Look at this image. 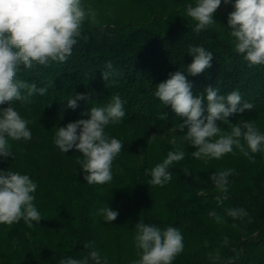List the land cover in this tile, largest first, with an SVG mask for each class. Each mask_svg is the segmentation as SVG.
I'll return each instance as SVG.
<instances>
[{
    "label": "trees",
    "instance_id": "16d2710c",
    "mask_svg": "<svg viewBox=\"0 0 264 264\" xmlns=\"http://www.w3.org/2000/svg\"><path fill=\"white\" fill-rule=\"evenodd\" d=\"M136 1L150 12V23L113 18L96 25L87 22L66 62L35 65L31 70L21 66L18 78L48 90L43 96L33 95L30 103H14L23 118L33 121L28 125L32 138L10 141L14 158L0 157V170L27 174L38 185L34 204L42 220L33 222L32 228L23 220L11 226L0 224V264L81 259L90 251L84 248L90 241L108 264H132L139 259L138 250L133 245L126 251L117 237L114 242L108 239L105 221L97 215L106 205L136 223L143 221L161 230L178 228L184 250L172 264H264V152L250 153L253 159L235 149V155L218 160L193 158L196 148L182 142L183 133L177 129L184 118L154 95L169 74L182 71L194 96L208 86L218 88L221 95L239 91L242 103L249 102L253 108L230 116L229 121L251 120L264 133V65L249 67L234 51L228 33L212 26L196 33L194 22L171 21L164 10ZM189 46H203L213 54L211 67L196 76L187 73L192 62ZM108 62L112 75L106 86L102 71H109ZM81 93L88 99L77 101L74 110L68 108L67 100ZM116 94L125 102V117L106 126L105 132L121 140L124 148L113 162L111 183L89 185L76 162L82 154L76 149L60 151L53 137L59 127L90 118L81 114L105 106ZM164 113L166 118L158 119ZM217 123L227 130L223 122ZM173 136L185 159L170 166L171 182L152 186L145 171L175 150L169 143ZM227 169L234 170L228 178V199L218 204L215 197L224 194L216 190L210 176ZM228 208H243L248 216L234 220L227 215ZM209 211H215L222 222L210 217Z\"/></svg>",
    "mask_w": 264,
    "mask_h": 264
},
{
    "label": "clouds",
    "instance_id": "9594fccd",
    "mask_svg": "<svg viewBox=\"0 0 264 264\" xmlns=\"http://www.w3.org/2000/svg\"><path fill=\"white\" fill-rule=\"evenodd\" d=\"M221 3L222 0H195L194 5L189 3L186 6V17L195 22L194 32L200 33L216 23L213 17ZM223 3L231 4L233 8L228 14L227 28L234 51L243 56L249 67L264 65V0H223ZM98 15V11L85 0H0V105H8L0 108V157L14 158L10 141L32 138L28 125L33 121L23 118L14 103H30L33 95L43 96L48 90L46 87L38 88L35 82L18 78L21 66L31 70L35 65L66 62L81 37L85 22L98 24ZM188 53L192 56V62L187 66L188 74L196 76L211 67L213 54L203 46H189ZM107 68L109 71H102L106 86L112 75L111 62L107 63ZM154 95L165 106H171L177 116L184 118L177 129L183 133L181 141L196 148L191 153L193 158L205 162L218 160L229 153L235 155V149L253 159L250 153L264 152V133L255 122L241 119L232 124L228 119L253 108L249 102L242 103L239 91L221 95L218 88L208 86L204 93L194 96L192 84L184 72L177 71L157 85ZM86 99V94H77L67 100V107L74 110L78 106L77 101ZM124 103L116 94L105 106L91 107L81 114L90 118L59 127L53 137V143L60 151L67 153L76 149L82 154V159L77 158L76 162L89 185L108 184L113 180V162L124 144L110 137L105 128L123 121ZM166 116L167 113L158 114V119ZM218 121L227 125V130ZM169 143L175 150L168 151L161 163L145 171V175L151 176L149 184L152 186L164 187L171 182L170 166L185 159V151L177 146V137L173 136ZM184 171L191 175L187 169ZM233 173V169H227L210 176L216 190L224 194L215 197L218 204L228 199V178ZM37 187L27 174L0 170V224L11 226L21 220L29 228L34 227L33 222L38 224L42 217L33 195ZM226 211L234 220L248 216L243 208H228ZM97 215L110 223L117 219L119 213L106 205L98 209ZM208 215L216 222H222V217L215 211H209ZM135 230L134 246L139 259L132 264H172L184 250V237L178 228L168 226L161 230L139 221ZM223 243H228L227 237ZM93 245V241L84 244V248L90 251L83 258L69 257L61 259L59 264H90V261L108 264L107 258L102 259Z\"/></svg>",
    "mask_w": 264,
    "mask_h": 264
},
{
    "label": "rangeland",
    "instance_id": "374dc122",
    "mask_svg": "<svg viewBox=\"0 0 264 264\" xmlns=\"http://www.w3.org/2000/svg\"><path fill=\"white\" fill-rule=\"evenodd\" d=\"M145 2L156 9L164 10V16L171 21L194 22L186 17L185 10L189 3L194 5L195 0H145ZM160 2H165V6ZM85 3L91 4L98 11L99 22L107 21L110 18L124 19L138 24H148L151 21L148 9L136 0H85ZM231 11H233L232 5H225L222 0L221 6L214 14L213 18L216 23L212 27L228 33L227 18ZM135 225L136 222L133 218L120 213L115 221L104 222L108 239L114 242L117 237L118 244L124 246L126 251L128 247L131 249L134 245Z\"/></svg>",
    "mask_w": 264,
    "mask_h": 264
}]
</instances>
